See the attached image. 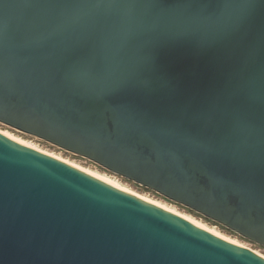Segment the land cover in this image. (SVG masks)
Returning a JSON list of instances; mask_svg holds the SVG:
<instances>
[{
  "label": "water",
  "instance_id": "95a60500",
  "mask_svg": "<svg viewBox=\"0 0 264 264\" xmlns=\"http://www.w3.org/2000/svg\"><path fill=\"white\" fill-rule=\"evenodd\" d=\"M0 124L264 248V0H0ZM0 264H264L0 132Z\"/></svg>",
  "mask_w": 264,
  "mask_h": 264
},
{
  "label": "rangeland",
  "instance_id": "374dc122",
  "mask_svg": "<svg viewBox=\"0 0 264 264\" xmlns=\"http://www.w3.org/2000/svg\"><path fill=\"white\" fill-rule=\"evenodd\" d=\"M0 132L2 134H6V136H10V138H16L17 140L21 141V142H25V144H29L30 146H33L39 150H41L42 152L57 157V158H61V160L67 161L69 163H72L74 165H77L83 169H86L88 171H91L93 173L99 174L101 176H105L107 178H109L110 180L118 183V185H120L123 188H126L128 190H130L131 192H134L135 194L141 196V197H145L147 199H150L152 201L158 202L160 204H163L169 208H171L172 210L178 212L179 214H182L188 218H192L198 222H200L202 225L206 226L207 228L217 232L218 234H220L222 237H225L229 240H232L236 243H238L239 245H242L244 247H247L248 249L253 250L254 252L258 253L259 255L264 257V248L259 247L253 243H250L244 239H242L241 237L234 235L224 229H222L221 227L215 225L214 223H210L207 222L206 220H204L203 218L192 214L191 212H189L186 208H183L179 205H176L175 203L169 202L166 199L162 198L161 196L155 194L153 191H150L148 189H145L143 187L137 186L134 183H131L119 176H116L104 169H102L101 167L97 166L96 164L75 156L73 154L67 153L57 147H54L46 142H43L35 137L26 135L24 133H21L19 131H16L14 129H11L5 125L0 124ZM8 136V137H9Z\"/></svg>",
  "mask_w": 264,
  "mask_h": 264
},
{
  "label": "bare ground",
  "instance_id": "6f19581e",
  "mask_svg": "<svg viewBox=\"0 0 264 264\" xmlns=\"http://www.w3.org/2000/svg\"><path fill=\"white\" fill-rule=\"evenodd\" d=\"M5 135H6V134H5ZM8 136H9V135H8ZM9 137H10V136H9ZM11 139L15 140L16 142H18V143H20V144H22V145H25V146L31 147V148H33V149H36V150H38V151H41V150H39V149H37V148H35V147H33V146H30L29 144H25V142H21V141L17 140L16 138H11ZM41 152H42V151H41ZM43 153H44V152H43ZM56 158H57V157H56ZM58 159H61V158L59 157ZM63 161H64V160H63ZM65 162L68 163V164H70V165H72V166H74V167H76V168H78V169H80V170H82V171H84V172H86V173H88L89 175H91V176H93V177H95V178H97V179H99V180H101V181H103V182H105V183H107V184L113 186V187H116V188H118V189H120V190H123V191H126V192H128V193H132V194H134V195H137V194H135L134 192H131L130 190L121 187L120 185H118V183H116V182L110 180L109 178H107V177H105V176H101V175H99V174L93 173V172H91V171H88V170H86V169H83V168H81V167H79V166H77V165H74V164H72V163H69V162H67V161H65ZM137 196L140 197V198H142V199H144L145 201H147V202H149V203H152V204H154V205H156V206H158V207H161V208L164 209V210H167V211H169V212H171V213H174V214H176V215H179L180 217H182V218L188 220L189 222L193 223L194 225H196V226H198V227H200V228H202V229H204V230H206V231H208V232H210V233H212V234H214V235H216V236H218V237H221V238H223V239H226V240H228V241H230V242H232V243H236V242H234V241H232V240H229V239H227V238H225V237H222L220 234H218L217 232H215V231H213V230L207 228L206 226L202 225L200 222H198V221H196V220H194V219H192V218H188V217H186V216H184V215H182V214H179L178 212L172 210L171 208H169V207H167V206H165V205H163V204H160V203H158V202L152 201V200L147 199V198H145V197H141V196H139V195H137ZM236 244H238V243H236Z\"/></svg>",
  "mask_w": 264,
  "mask_h": 264
},
{
  "label": "trees",
  "instance_id": "16d2710c",
  "mask_svg": "<svg viewBox=\"0 0 264 264\" xmlns=\"http://www.w3.org/2000/svg\"><path fill=\"white\" fill-rule=\"evenodd\" d=\"M167 201H168V200H167ZM169 202H170V201H169ZM187 210H188V209H187ZM188 211L191 212L192 214H195L194 212H192V211H190V210H188ZM195 215H197V216L203 218V219L206 220L207 222L213 223L212 221H209L208 219H206V218H204V217H202V216H200V215H198V214H195ZM214 224H215V223H214ZM215 225H217V224H215ZM217 226H219V227H221L222 229H224V230L230 232L229 230L225 229L224 227H222V226H220V225H217ZM230 233H232V232H230ZM232 234H234V233H232ZM234 235H235V234H234Z\"/></svg>",
  "mask_w": 264,
  "mask_h": 264
}]
</instances>
